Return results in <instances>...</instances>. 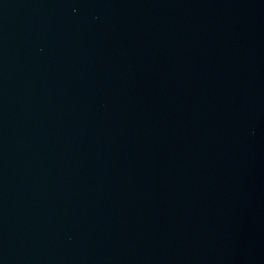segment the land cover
Masks as SVG:
<instances>
[{
  "label": "water",
  "instance_id": "water-1",
  "mask_svg": "<svg viewBox=\"0 0 264 264\" xmlns=\"http://www.w3.org/2000/svg\"><path fill=\"white\" fill-rule=\"evenodd\" d=\"M0 264H264V0H0Z\"/></svg>",
  "mask_w": 264,
  "mask_h": 264
}]
</instances>
